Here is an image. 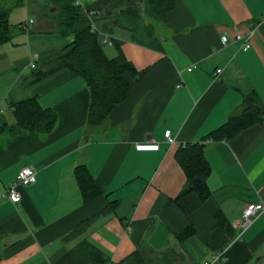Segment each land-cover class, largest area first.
Here are the masks:
<instances>
[{
	"label": "crops",
	"instance_id": "0c3cea01",
	"mask_svg": "<svg viewBox=\"0 0 264 264\" xmlns=\"http://www.w3.org/2000/svg\"><path fill=\"white\" fill-rule=\"evenodd\" d=\"M76 2L96 12L106 56L119 51L139 78L124 74L126 99L100 126L88 127L84 78L62 69L37 79L72 41L59 31L56 9L49 0H0L12 28L0 45V264H115L136 250L166 264H264V212L242 233L237 227L248 203H264V120L230 139L206 138L248 95L264 106V0H172L166 22L153 27V45L134 41L130 21L118 19L127 0ZM247 32V50L221 43V35ZM30 98L56 114L54 128L1 131L14 123L11 103ZM200 142L210 196L178 198L186 175L175 153ZM150 143L158 149L136 150ZM79 166L100 195L84 201ZM24 168L35 170L36 181L18 188L14 204L2 194ZM188 227L193 235L178 239ZM91 246L104 262L84 255L81 248Z\"/></svg>",
	"mask_w": 264,
	"mask_h": 264
},
{
	"label": "trees",
	"instance_id": "16d2710c",
	"mask_svg": "<svg viewBox=\"0 0 264 264\" xmlns=\"http://www.w3.org/2000/svg\"><path fill=\"white\" fill-rule=\"evenodd\" d=\"M49 2L56 9L59 31L62 35L72 36V41L68 45L67 49L69 50L48 63L45 71L37 75V79L62 69L69 70L84 78L90 91L87 125L88 127L100 126L108 114L127 97L129 85L124 79V74L134 75L135 80L139 78V74L119 51L117 56L113 58L106 56L97 34L91 29V22L94 21V17L89 19L87 13L82 10L76 0H49ZM172 8V0H127L117 15L118 19L124 17L130 21L129 25L134 41L153 45L156 42L153 35L154 25H144V17L150 19L154 24L165 23ZM9 13V8L0 6V45L11 38L12 28L8 20ZM48 13H50L49 10ZM10 106L14 123L4 125L1 128L3 132L46 134L56 124V114L50 109L41 108L35 98L11 103ZM263 120L264 106L259 97L252 93L245 97L238 114L232 115L224 125L212 131L206 138L213 141L230 139L243 129L261 123ZM175 158L186 175V184L178 198L196 192L201 200L208 199L210 192L205 182L210 175L211 168L205 158L202 142L180 147L175 153ZM75 175L84 201L102 193L84 166L77 167ZM193 179H200L197 187L192 186ZM114 206L112 205L103 213L110 211ZM220 226L225 228L224 223H221ZM193 233V228L188 227L177 238L183 240ZM89 248L91 250L86 247L81 248L84 255L104 262V259L99 257V251L92 246ZM163 259L160 257L156 261L153 258H147L141 250H136L115 264H166Z\"/></svg>",
	"mask_w": 264,
	"mask_h": 264
},
{
	"label": "built area",
	"instance_id": "2783aa9c",
	"mask_svg": "<svg viewBox=\"0 0 264 264\" xmlns=\"http://www.w3.org/2000/svg\"><path fill=\"white\" fill-rule=\"evenodd\" d=\"M87 15L89 16V19L93 18L96 14L95 11L91 12H86ZM32 23V20H27L23 26L25 30H27L30 27V24ZM91 29L92 31L95 32L94 30V21L91 22ZM250 32L245 33V35L241 34H235L233 37H228L227 35H221L220 40L221 43L226 45L229 43V41H234V42H241L243 49L247 50L250 48ZM109 38L106 37L105 42H108L111 44ZM30 67L34 68L35 65L33 63H30ZM189 70V69H188ZM221 70L219 69L217 71L220 72ZM164 138L165 142L169 145H172L175 143V139L171 136L170 131H165L164 132ZM158 144L156 143H150V144H139L136 146V150L138 151H155L158 149ZM36 181V172L32 168H24L21 169L17 176L16 179L4 190L2 196L6 198L8 201L11 203L17 204L21 201V195L18 191V188L21 186H26L33 184ZM264 212V203L262 202H252L248 203L243 211H242V220L240 223H238L237 227L240 233H242L245 229H247L253 222L258 218V216Z\"/></svg>",
	"mask_w": 264,
	"mask_h": 264
},
{
	"label": "rangeland",
	"instance_id": "374dc122",
	"mask_svg": "<svg viewBox=\"0 0 264 264\" xmlns=\"http://www.w3.org/2000/svg\"><path fill=\"white\" fill-rule=\"evenodd\" d=\"M143 23H145V24H147V25H150V24H153L154 26H155V28H158L159 27V25L157 24V23H152L151 21H150V19H148L147 17H144V19H143ZM159 30V31H158ZM157 30V32L158 33H160L161 34V32L163 31V30H161V29H158ZM104 50H105V52H106V54L108 55L109 54V49L108 48H104Z\"/></svg>",
	"mask_w": 264,
	"mask_h": 264
},
{
	"label": "water",
	"instance_id": "95a60500",
	"mask_svg": "<svg viewBox=\"0 0 264 264\" xmlns=\"http://www.w3.org/2000/svg\"><path fill=\"white\" fill-rule=\"evenodd\" d=\"M199 183H200V179H193L192 180V186L193 187H197Z\"/></svg>",
	"mask_w": 264,
	"mask_h": 264
}]
</instances>
